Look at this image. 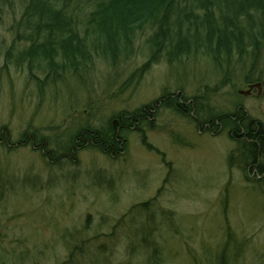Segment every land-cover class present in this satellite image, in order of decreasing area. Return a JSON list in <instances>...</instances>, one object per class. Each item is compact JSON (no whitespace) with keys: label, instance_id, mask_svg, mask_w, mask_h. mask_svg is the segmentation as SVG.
<instances>
[{"label":"rangeland","instance_id":"1","mask_svg":"<svg viewBox=\"0 0 264 264\" xmlns=\"http://www.w3.org/2000/svg\"><path fill=\"white\" fill-rule=\"evenodd\" d=\"M61 1L83 28L95 0ZM26 2L0 0V262L264 264V149L249 167L230 124H197L236 109L264 124V51L253 65L252 53L235 55L226 75L205 48L172 63L161 53L130 79L149 55L144 25L115 63L93 50L92 61L53 82L44 60L23 58L17 21ZM246 77L260 90L242 94ZM177 95L188 114L165 103ZM147 104L146 120H120ZM109 125L123 138L118 152L87 143L66 154L76 131ZM37 136L43 154L29 140Z\"/></svg>","mask_w":264,"mask_h":264},{"label":"trees","instance_id":"2","mask_svg":"<svg viewBox=\"0 0 264 264\" xmlns=\"http://www.w3.org/2000/svg\"><path fill=\"white\" fill-rule=\"evenodd\" d=\"M68 13L61 0H27L17 21V36L27 43L23 58L29 63L44 60L45 70L50 72L48 75L53 82L60 81V70H68L71 74L72 69L87 63L86 60L92 61L90 51L93 50L105 60L115 63L118 56L131 46L137 29L144 25L152 26L148 39L149 55L147 61L130 75V79L148 69L161 53L168 63H172L202 48L210 55L219 72L226 75L233 70L231 60L234 55L242 57L252 53L254 62L259 54L258 41L264 40V0H95L85 14L86 22H81L83 28H79ZM245 46H251L250 50H246ZM77 74L80 75L79 72ZM250 79L246 77L245 81ZM178 97L165 103L179 113L188 114L191 107L190 103L184 104L187 97L183 96L182 101ZM150 109L152 104H147L119 117L126 125H136L146 120ZM218 122L223 126L230 124L232 139L239 142L243 149L247 148L246 165L251 167L257 163L264 149V124L247 119L245 112L239 109L207 116L197 124L203 127L208 123L212 129H217ZM240 130L243 134L239 133ZM42 138L30 137L29 140L43 154L47 146ZM122 139L112 125L105 129L86 126L72 135L65 152L74 157V149L88 143L114 154L119 151ZM57 157L53 156L54 159ZM262 166L260 164L258 170L264 173ZM261 181L264 187V176ZM261 189L264 195V189ZM151 224L157 225L153 221ZM138 227L135 232L140 234L144 228L143 225ZM138 237V240L142 238ZM148 241L153 245L154 252V240L149 238ZM150 254L149 257H153ZM72 255L70 252L68 259Z\"/></svg>","mask_w":264,"mask_h":264},{"label":"bare ground","instance_id":"3","mask_svg":"<svg viewBox=\"0 0 264 264\" xmlns=\"http://www.w3.org/2000/svg\"><path fill=\"white\" fill-rule=\"evenodd\" d=\"M258 43H259V45H258V47H259V54H258V56L255 58V61L253 62L252 61V59H250V65H253V64H255L256 62H259V61H261V57H260V54H261V52L262 51H264V40H260V41H258ZM246 47V46H245ZM250 48H251V46H247L246 47V50H250ZM235 56V55H234ZM249 56V55H248ZM247 56V57H248ZM244 57V58H243ZM243 57H239L238 59L240 60V61H244V60H246V59H248L247 57H245V56H243ZM251 57V56H250ZM252 58V57H251ZM233 59V58H232ZM258 79V78H257ZM244 82L245 83H247V85H246V87H247V90H248V88H249V85H252V84H255V83H257V84H261L262 82L261 81H259V80H255V79H250L249 81H245L244 80ZM262 85H263V83H262ZM261 86V85H260ZM256 86H253L252 88H255ZM249 89H251V88H249ZM256 89H258L257 87H256ZM246 90V91H247ZM249 93V92H248ZM243 94H245V93H243Z\"/></svg>","mask_w":264,"mask_h":264},{"label":"water","instance_id":"4","mask_svg":"<svg viewBox=\"0 0 264 264\" xmlns=\"http://www.w3.org/2000/svg\"><path fill=\"white\" fill-rule=\"evenodd\" d=\"M253 86H256L259 90H260V88H261V86H260V84H257V83H255V84H252V85H249V88H252ZM242 94L243 93H248V90H247V92L245 91V92H242V91H240Z\"/></svg>","mask_w":264,"mask_h":264}]
</instances>
